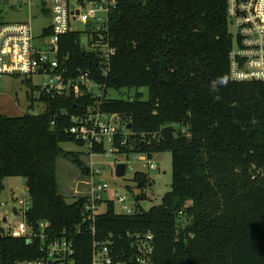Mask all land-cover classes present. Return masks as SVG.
Instances as JSON below:
<instances>
[{
    "label": "trees",
    "instance_id": "1",
    "mask_svg": "<svg viewBox=\"0 0 264 264\" xmlns=\"http://www.w3.org/2000/svg\"><path fill=\"white\" fill-rule=\"evenodd\" d=\"M225 10L226 0H120L110 16L116 56L106 81L98 58L82 52L73 35L62 39L70 71L106 83L107 96L134 92L119 100L108 96L101 105L132 127L119 155L171 154L172 183L159 206L142 207L150 178L134 173L132 186L125 185L129 194L138 192L134 215H118L109 204L97 217L96 240L111 235L116 254L134 257L131 236L149 232L151 264H264V81H230L233 36ZM140 89L147 90L146 101ZM32 103L23 116L0 113V193L4 179L21 178L30 200L27 227L44 222L51 234L71 230L82 219L81 203L59 194L57 160L87 174L82 154L62 145L79 147L67 133L69 116L94 101L86 93L42 98L40 114ZM170 126L175 145L161 135ZM91 241V235L74 236L75 264H90ZM39 247L0 235V264L35 261Z\"/></svg>",
    "mask_w": 264,
    "mask_h": 264
},
{
    "label": "built area",
    "instance_id": "2",
    "mask_svg": "<svg viewBox=\"0 0 264 264\" xmlns=\"http://www.w3.org/2000/svg\"><path fill=\"white\" fill-rule=\"evenodd\" d=\"M6 1L0 0V3ZM16 3L19 9L28 8L36 11L40 18H49L50 23L41 29L38 36L33 34V13L27 22L0 23V82L3 78L41 76L46 80L32 87L31 101L40 102L42 98L50 97L78 98L86 93L91 95L94 104L70 115L67 131L79 144L78 151L82 157L89 159L85 166L86 179L82 181L84 191L74 190L71 200L72 203H81V221L71 230L53 234L44 222L34 230L29 229L23 216L30 209V204L20 201L23 209L14 210L22 219L14 227L4 225L0 235L22 238L27 245L36 241L40 244V256L35 261L19 264H75L74 236L79 234L92 237L90 264H128L132 261L151 264L153 236L149 232L131 236L135 242L134 257H128L124 252L116 254L111 235L104 240H96L97 217L106 213L109 204H113L114 210L115 205L118 206L119 212L115 211L118 215H134V206L128 204L131 195L113 194L109 183L99 180L101 170L94 168L90 160L95 156H120L131 131L127 126L130 124L119 115L101 108L108 98L106 83H96L86 71H70L68 53H63L67 43H62V39L73 35L82 52L99 59V73L102 81H106L111 60L116 56L111 45L110 16L120 0H16ZM225 15L233 36L228 65L230 81L263 83L264 0H226ZM62 115L67 116V113ZM141 161L145 162L144 159ZM143 165L147 170H156L154 165ZM127 169L126 165L125 172Z\"/></svg>",
    "mask_w": 264,
    "mask_h": 264
},
{
    "label": "rangeland",
    "instance_id": "3",
    "mask_svg": "<svg viewBox=\"0 0 264 264\" xmlns=\"http://www.w3.org/2000/svg\"><path fill=\"white\" fill-rule=\"evenodd\" d=\"M33 13L34 18L31 20L33 27V34L38 36L41 33L42 28H46L50 21L49 18H40L36 14V11L28 8L19 9V5L16 0H8L4 3H0V23L12 24V23H23L27 22L30 14ZM229 30H232L229 28ZM231 33V31H230ZM29 80L30 86L35 87L42 84L46 78L41 76L32 75L28 76H17L14 78H3L0 82V113L11 118L17 116H23L27 113H31L30 107V88L26 86L23 80ZM143 94V101L147 100L148 92L146 89H140ZM134 92H128L122 90L120 93L109 91L108 96L112 100H119L132 96ZM44 104L39 101L32 103V112L39 114L45 110ZM178 126H175V130ZM62 148L69 152H77L78 148L73 144H64ZM82 162L85 166L89 163V159L81 157ZM144 159L145 162L141 161ZM94 163V168L101 170L99 180L109 183L113 194H128L125 189V185H131L129 182L134 173H145L150 178V183L144 190L145 196H147V208L157 207L161 203L162 198L166 193L170 191L172 183L171 172H172V160L171 154L168 152L158 153L152 155L151 158H147L145 155H129L118 156H95L90 159ZM57 174L56 180L58 181L59 194L66 199L69 203L72 200L74 190L83 192L82 181L85 180L84 174L81 170L71 162H67L61 159L57 160ZM125 164L128 169L125 172L123 180H118L114 176V166L118 164ZM154 165L156 170H147L143 164ZM159 169V171H158ZM3 190L0 193V219H6V223L2 222V226L14 227L18 221L22 219L20 214L14 215L13 210L21 211L23 206L19 204L23 201L25 204H30L28 194L26 190L25 182L19 178H7L4 179ZM138 192L133 190V195L129 196L128 204L130 206L135 205L134 195ZM26 206V205H25ZM115 211L119 212V208L115 205ZM20 213V212H19Z\"/></svg>",
    "mask_w": 264,
    "mask_h": 264
},
{
    "label": "water",
    "instance_id": "4",
    "mask_svg": "<svg viewBox=\"0 0 264 264\" xmlns=\"http://www.w3.org/2000/svg\"><path fill=\"white\" fill-rule=\"evenodd\" d=\"M128 129L131 130V125H127ZM173 127H165L161 130V135L163 137V139L167 142H169L172 145H175L174 142V136H173ZM125 169H126V165L123 164H118L115 167V171H114V176L116 179H123L124 175H125ZM142 207L143 208H147V202H143L142 203ZM13 214L16 215V211L13 210ZM3 222H6V219H3Z\"/></svg>",
    "mask_w": 264,
    "mask_h": 264
},
{
    "label": "clouds",
    "instance_id": "5",
    "mask_svg": "<svg viewBox=\"0 0 264 264\" xmlns=\"http://www.w3.org/2000/svg\"><path fill=\"white\" fill-rule=\"evenodd\" d=\"M219 83H221V84H225L226 83V81H224V80H221V81H219ZM216 84H217V82H213V88H215L216 87Z\"/></svg>",
    "mask_w": 264,
    "mask_h": 264
},
{
    "label": "crops",
    "instance_id": "6",
    "mask_svg": "<svg viewBox=\"0 0 264 264\" xmlns=\"http://www.w3.org/2000/svg\"><path fill=\"white\" fill-rule=\"evenodd\" d=\"M4 181V180H3ZM3 184H4V182H3Z\"/></svg>",
    "mask_w": 264,
    "mask_h": 264
}]
</instances>
